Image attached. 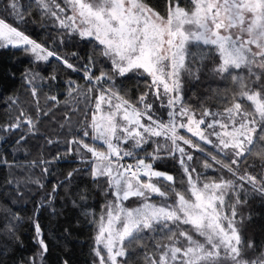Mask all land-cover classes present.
I'll return each mask as SVG.
<instances>
[{
    "label": "snow or ice",
    "instance_id": "snow-or-ice-1",
    "mask_svg": "<svg viewBox=\"0 0 264 264\" xmlns=\"http://www.w3.org/2000/svg\"><path fill=\"white\" fill-rule=\"evenodd\" d=\"M34 10L45 21L41 27L51 29L43 42L20 27L35 23L28 19ZM80 43L92 50L78 68L79 54L61 55V48ZM8 47L33 63L55 59L86 82L66 81L68 110L53 121L60 134L50 137L40 121L53 120L61 100L46 96L51 103L45 109L38 92L57 76L26 69L35 116L19 108L0 123V141L19 131L16 145L35 136L48 145L64 143L63 153L28 165L45 175L49 164L67 156L83 165L57 181L37 208L81 172L103 181L102 193L110 198L102 212L86 210L95 229L94 264H129L137 248L143 264H264V244L242 235L245 217L237 211L251 194L264 198V0H163L161 10L148 0H0V48ZM205 68L226 86L194 107L185 99V78L199 81ZM8 101L19 102L15 96ZM168 158L179 178L156 167ZM0 164L12 166L4 156ZM6 183L23 198L18 180ZM25 183L43 188L38 179ZM78 199L86 202V192ZM0 213V235L22 246L17 232L23 218L6 207ZM33 228L37 251L27 261L43 264L48 245L35 219ZM6 252L7 246L0 256Z\"/></svg>",
    "mask_w": 264,
    "mask_h": 264
},
{
    "label": "trees",
    "instance_id": "trees-1",
    "mask_svg": "<svg viewBox=\"0 0 264 264\" xmlns=\"http://www.w3.org/2000/svg\"><path fill=\"white\" fill-rule=\"evenodd\" d=\"M150 4L156 6L158 10L162 9L163 0H148ZM35 23L21 25L28 34L43 42L51 32L45 31L41 27L45 21H42L36 11L28 18ZM55 47V46H54ZM88 44H65L61 48V55H66L76 51L81 59L74 61L79 68L85 62L86 57L91 52ZM26 69H33L43 77L50 76L53 72L57 76L55 82L48 80L47 83H41L39 88V105L47 109L51 103L46 100V96L56 95L61 100V104L54 110L53 120L42 117L40 121V130L43 134L54 137L60 134L53 121H59L64 116L68 108L63 103L66 99V81L74 80L77 84L85 85L82 73L71 71L63 67L55 59L48 62L33 63L32 58L24 54L21 50L15 48H0V123L9 120L10 117L18 115V109L23 108L28 114L35 116L36 105L33 102L30 90L24 83L23 73ZM135 83H141L136 81ZM129 88H133V82H129ZM225 82L213 78L207 71L202 70L199 81H189L185 83V99L195 107L204 97L211 95L212 89H223ZM141 90L142 87H141ZM135 96V92L129 93ZM18 97V104L11 105L8 97ZM210 105H215V99L207 101ZM71 101L68 107L75 105ZM81 108L83 104L79 105ZM157 116H164L165 110L154 108ZM80 119L79 113L72 116L73 125H77ZM20 132L7 134L3 141H0V156H4L12 166L0 164V208H10L16 211L23 218L19 223L17 235L21 244L10 243L4 236L0 235V250L7 246V252L0 256L2 264H28L27 258L37 251V245L34 241L35 232L33 228V219L39 223L45 242L48 245V253L44 257L43 264H62L67 260L68 264H94L96 257L93 254L94 227L88 222L87 212H94L99 215L107 199L102 193L103 181L99 184L92 181L90 176L81 172L75 175L72 182L62 187L56 194L55 200L50 204L45 202L43 207L37 208V205L44 200L47 193L51 192L52 186L57 181L64 180L65 174L72 168H82L74 155L67 156L65 159L56 160L48 165V174L41 172L39 167L30 168L31 161H40L41 159L51 160L57 152L63 153L66 145L64 143L48 145L39 137H29L21 145H16L15 141ZM61 141L64 137L60 135ZM208 150H211L208 147ZM199 156V154H196ZM12 162H16L13 164ZM25 165L21 168L18 165ZM156 167L170 174L180 177V169L174 160L168 158L156 162ZM202 169L198 168V171ZM215 175L214 173L208 174ZM38 179L43 188L35 184L25 183L28 178ZM18 180V190L23 194V198L17 196L13 185H8L7 180ZM81 191L86 192L87 201L81 202L78 197ZM75 201V204L73 203ZM132 203L131 201L128 202ZM238 213L245 217L242 227V235L256 242L257 245L264 244V198L257 194H251L247 197V204L238 207ZM34 212L36 215L34 216ZM2 216V213H0ZM2 222V221H0ZM149 248L151 241L148 242ZM129 264H143L142 250L137 248L129 258Z\"/></svg>",
    "mask_w": 264,
    "mask_h": 264
},
{
    "label": "rangeland",
    "instance_id": "rangeland-1",
    "mask_svg": "<svg viewBox=\"0 0 264 264\" xmlns=\"http://www.w3.org/2000/svg\"><path fill=\"white\" fill-rule=\"evenodd\" d=\"M186 79H187V77L185 78V81H186ZM157 109V108H156ZM162 109V108H161ZM183 131V130H182ZM188 135H190V134H188ZM207 147H210L211 148V146H207ZM198 170V169H197ZM201 171H203V170H201ZM213 172H208V174H212ZM154 199H157V198H155L154 197ZM128 203V202H127Z\"/></svg>",
    "mask_w": 264,
    "mask_h": 264
}]
</instances>
